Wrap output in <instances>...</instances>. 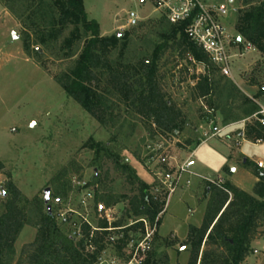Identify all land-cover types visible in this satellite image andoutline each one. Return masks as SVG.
Here are the masks:
<instances>
[{"label":"rangeland","instance_id":"374dc122","mask_svg":"<svg viewBox=\"0 0 264 264\" xmlns=\"http://www.w3.org/2000/svg\"><path fill=\"white\" fill-rule=\"evenodd\" d=\"M201 1L207 5H224L227 13L221 21L238 38L235 26L239 0ZM42 2L53 5L56 18L54 0H0V180L12 181L20 191L19 205L27 223L14 243L10 264H16L22 247L35 236L36 229L31 224L37 205L57 215L62 230L71 237H80L82 223L92 228L102 226V229L96 228L94 235L100 242L89 244L85 249L102 247L96 264H127L138 243L145 247L144 264H188L187 233L189 226L198 227L202 222L207 184L218 180L227 182L226 177L240 189L252 192L256 178L246 168H240L242 156L235 151L240 132L244 133L251 121L236 122L222 129L227 123L212 109L218 103L215 92L206 98H197L192 91L195 80L191 77L198 76L203 65L187 55L182 58L167 44L160 53L157 73L161 76L162 91L180 109L184 126L174 133L147 131L144 121L130 109L122 89L114 85L111 77L112 73L122 76L126 72L135 76L130 77L131 81L139 78L141 60L150 58L156 45L164 41L160 33L165 30L166 22L160 18L161 14L153 12L149 2L141 4L138 0H82L87 18L97 22L100 36L116 33L127 41L125 47L120 43L115 47H97L100 62L92 88L100 98L96 117L92 116L56 81L63 78L61 74L70 69L76 57L68 56L65 41L73 26L64 27L56 39L49 36L59 24L47 22ZM128 11L139 14L141 20L137 26H125ZM70 39L69 43L73 41ZM77 43L72 42L71 47L75 48ZM37 47L40 52L34 51ZM233 52L237 55L232 58L231 75L222 77L233 81L247 96H255L258 88L264 87V58L242 38ZM220 76L217 72L215 77ZM214 128L220 131L215 132ZM89 137L107 142L119 154L121 162L131 165L137 176L152 187V193L159 189L164 199L158 214L160 223L151 227L154 230L148 239L133 221L137 218L125 214L128 197L136 192V187L114 170L107 159L99 170L102 186L97 187L99 191L108 189L122 196L121 201L103 210L94 202L96 185L91 179L97 169L92 165L94 153L85 145ZM217 140L230 146L229 163H225V150ZM157 148L158 154L167 156L166 167L173 170L193 153L195 163L191 169L196 175L184 174L169 197L155 174L158 165L150 159ZM243 148L252 160L264 162V144H245ZM232 163L239 168L229 177ZM64 168L70 190L62 200H56L49 180ZM186 179L189 184L185 183ZM261 231L242 264H264V226Z\"/></svg>","mask_w":264,"mask_h":264},{"label":"trees","instance_id":"16d2710c","mask_svg":"<svg viewBox=\"0 0 264 264\" xmlns=\"http://www.w3.org/2000/svg\"><path fill=\"white\" fill-rule=\"evenodd\" d=\"M54 1L58 12L56 18L53 5L48 6L42 2L45 5L44 15L47 22L50 25L59 24L58 29L49 36L56 39L62 34L64 27L72 25L73 29L65 41L69 49L68 56H76L70 69L61 74L60 77L63 78H56V81L68 96L96 117L100 96L92 88V83L96 80V69L100 62L97 47H115L118 43L125 47L127 41L116 33L108 37L100 36L98 24L95 20L87 18L82 0ZM239 2L235 26L237 33L264 58V0ZM160 18L166 22L165 30L162 29L160 33L164 41L156 45L150 58L141 60L139 78L131 81L130 77L135 76L126 72L122 76L116 73L111 76L114 77V85H119L122 89L130 109L144 121L147 131L158 129L174 133L184 126L180 109L162 91L159 78L161 76L157 73L160 53L166 49L167 44L182 58L187 55L203 65L202 72L196 77H191L195 80L192 91L197 98H206L215 92L218 103L213 104L212 109L219 112L224 123L240 121L256 111L257 106L251 97L244 94L233 81L222 76L215 77L217 68L203 50L187 37L183 24H171L163 16ZM70 38L72 42H78L75 48L71 47ZM34 51L37 52L36 49ZM263 92L264 87H259L255 97ZM211 100L209 99V102L212 104ZM243 135L247 140L264 142V126L251 121ZM198 144L199 142L196 145ZM85 145L93 151L92 165L97 169L91 179L92 184L96 185V205L108 207L120 202L122 197L108 189L99 191L97 187L102 186L99 170L107 159L114 170L121 173L130 185L136 187V192L128 197L126 217L137 218L133 221L142 218L152 224L162 211L164 199L160 196L154 199L152 187L137 176L131 165L122 163L119 154L107 142L89 137ZM245 164L251 167V172L256 178L251 193L229 182H222L220 186L207 184V204L202 222L198 227L189 226L187 233L190 245L188 264H242L252 251L251 243L262 233L261 228L264 226V168L257 167L250 161ZM49 185L52 186L56 200L66 197L70 190L66 168L59 170L49 180ZM3 186L5 197L1 201L0 212V264H10L14 243L27 223L26 214L19 205L20 191L10 180L5 181ZM33 217L34 222L31 225L36 229L35 236L30 243L22 247L16 264H96L102 247L86 251L85 249L89 244L97 245L100 242L94 235L98 231L96 228L102 229V226L92 228L87 223H82L78 232L80 237L75 238L62 230L58 216L48 209L43 211L37 205ZM136 223V226L143 229L141 222ZM159 223L158 218L157 224ZM151 258H155L154 252L151 253Z\"/></svg>","mask_w":264,"mask_h":264},{"label":"built area","instance_id":"2783aa9c","mask_svg":"<svg viewBox=\"0 0 264 264\" xmlns=\"http://www.w3.org/2000/svg\"><path fill=\"white\" fill-rule=\"evenodd\" d=\"M141 4L149 2L153 7V12H158L171 24H183L184 32L187 37L200 47L207 55L210 62L217 68L221 76L230 77L232 58L237 54L233 52L235 46H238L240 40L233 34L229 33L221 18L227 13L224 5H207L201 0H138ZM141 18L138 13L128 11L126 13L127 27H135L139 24ZM254 104L257 106L255 112L242 120V122L256 121L260 126H264V92L259 96H250ZM215 132H219L214 128ZM260 141V140H256ZM159 149H154L151 153L150 159L155 160L158 168L155 169V174L159 182L164 186L165 194L169 197L178 187L184 174L195 176L192 171L194 165L193 153L185 158L176 168L170 169L168 165L167 156L158 154ZM257 167L263 168V163L258 161ZM202 178V177H201ZM5 182V181H4ZM4 182L0 180V199L5 197ZM189 184V179L185 180ZM215 185L220 186L222 181H210ZM154 199L161 196L159 189H154L152 193ZM87 197H91L87 193ZM99 207V206H98ZM103 210V206L99 207ZM158 216L155 221L150 224L145 219H138L134 222H141L142 228L145 231V238L148 239L156 226ZM150 228H149V227ZM145 247L142 243H138L132 249V255L127 264H144Z\"/></svg>","mask_w":264,"mask_h":264},{"label":"crops","instance_id":"0c3cea01","mask_svg":"<svg viewBox=\"0 0 264 264\" xmlns=\"http://www.w3.org/2000/svg\"><path fill=\"white\" fill-rule=\"evenodd\" d=\"M6 14H7V13H6ZM242 120H243V119H242ZM242 120L237 121V122L244 123V122H242ZM234 123H236V122L227 123V124L225 125V127H223L222 129L227 128L228 126H231V125L234 124ZM240 137H241V139L237 141V148H236V150H235V151L237 152L238 155H241V156H242V165H241L240 168H246L247 170H249V171L251 172V167L248 166L247 164H245L246 161H250V162H252L253 165H256V163H257L258 161H261V162L263 163V168H264V162H263L261 159H257L256 161L252 160V159L248 156V154L244 151V148H243V147L245 146V144L258 145V144H264V142H261V143H260V142H257V143L249 142V141H247V140L244 138L243 132H240ZM217 142H218V145H219L220 147H223V149L225 150V154H224V157L226 158V159H225V161H226L225 163H229V162L231 161V157H232V156H231L232 152L230 151V150H231L230 146L227 145V144L225 143V141L223 142V141H219V140H217ZM237 168H239V166L233 165V163L229 166V171H230V173L228 174L229 177L231 176V174H233V173H235V172L237 171ZM225 181L231 183L229 180H227L226 177H225ZM254 183H255V182H254ZM231 184H233V183H231ZM233 185H235V184H233ZM235 186H236V185H235ZM237 187H238V186H237ZM174 235H175V234H174ZM175 236H176V235H175Z\"/></svg>","mask_w":264,"mask_h":264},{"label":"water","instance_id":"95a60500","mask_svg":"<svg viewBox=\"0 0 264 264\" xmlns=\"http://www.w3.org/2000/svg\"><path fill=\"white\" fill-rule=\"evenodd\" d=\"M238 40H241V37L240 36H238ZM36 50L38 52H40V49L38 47L36 48ZM45 193H46V195H45V201H47V193H48V190L47 189H46Z\"/></svg>","mask_w":264,"mask_h":264}]
</instances>
